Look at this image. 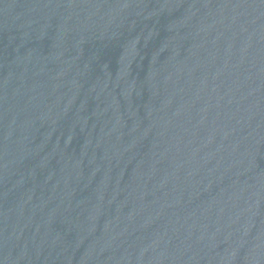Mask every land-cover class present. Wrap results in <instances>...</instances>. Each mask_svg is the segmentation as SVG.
I'll return each mask as SVG.
<instances>
[{
    "label": "water",
    "instance_id": "1",
    "mask_svg": "<svg viewBox=\"0 0 264 264\" xmlns=\"http://www.w3.org/2000/svg\"><path fill=\"white\" fill-rule=\"evenodd\" d=\"M0 264H264V0H0Z\"/></svg>",
    "mask_w": 264,
    "mask_h": 264
}]
</instances>
